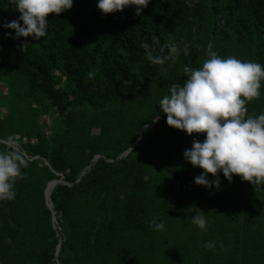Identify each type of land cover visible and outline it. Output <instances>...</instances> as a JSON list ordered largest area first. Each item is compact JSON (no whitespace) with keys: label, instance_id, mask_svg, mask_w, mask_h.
<instances>
[{"label":"trees","instance_id":"trees-1","mask_svg":"<svg viewBox=\"0 0 264 264\" xmlns=\"http://www.w3.org/2000/svg\"><path fill=\"white\" fill-rule=\"evenodd\" d=\"M97 2L50 14L37 41L0 27V139L15 137L31 158L15 198L0 201V264H264V188L219 173V190L195 185L202 170L183 153L205 134L170 128L159 107L209 42L264 65V0H151L140 16L132 6L102 15ZM18 17L0 0V25ZM153 36L189 55L151 64L143 44ZM260 93L250 114L264 113V81ZM59 179L49 209L44 190ZM193 205L207 231L192 224Z\"/></svg>","mask_w":264,"mask_h":264},{"label":"clouds","instance_id":"clouds-1","mask_svg":"<svg viewBox=\"0 0 264 264\" xmlns=\"http://www.w3.org/2000/svg\"><path fill=\"white\" fill-rule=\"evenodd\" d=\"M18 19L3 23L9 29L5 38L14 40L31 38L37 41L48 34L50 14L59 15L72 8L73 0H11ZM151 0H98L96 7L102 15L120 12L130 6L140 16ZM12 33L15 35L13 36ZM30 44L25 39L19 46L24 52ZM147 60L153 65L176 62L183 52L189 55L187 44L181 49L177 44L161 45L159 38L152 37V44H143ZM158 50V51H157ZM167 50V54L166 53ZM207 59L197 69L185 67L188 73L183 85L173 83L169 93L159 101L161 112L166 116L170 128L188 136L205 134L203 141L194 138L191 148L183 157L194 168L201 169L194 177V184L206 189L219 190L222 174L229 183L234 176L247 181L255 189L264 188V113L250 114L248 102L258 99L264 81V65L253 61H242L234 56L221 57L209 42ZM159 119L155 116L151 123ZM150 124L145 125L148 131ZM0 201L15 198L14 185L24 178L22 169L30 163V157L21 148L17 139L9 136L0 139ZM209 176L212 177L209 180ZM187 211L194 213L191 222L199 230L207 231V216L194 205ZM153 231L165 230L163 220L153 217ZM214 249L215 241L204 244Z\"/></svg>","mask_w":264,"mask_h":264},{"label":"water","instance_id":"water-1","mask_svg":"<svg viewBox=\"0 0 264 264\" xmlns=\"http://www.w3.org/2000/svg\"><path fill=\"white\" fill-rule=\"evenodd\" d=\"M130 149H128L125 153H123L121 156L126 155L129 152ZM98 157V155L94 156L93 160H95ZM37 158V157H36ZM46 164V162H45ZM88 168V167H87ZM61 180H52L50 182L47 183L46 188L44 190V197H45V203L46 206L51 209L52 208V204L50 202V198H49V194H50V190L54 187L55 184L59 183ZM54 212H52V216H53ZM52 222L56 223L55 218L52 217ZM59 245H57V249H56V253L58 251Z\"/></svg>","mask_w":264,"mask_h":264},{"label":"built area","instance_id":"built-area-1","mask_svg":"<svg viewBox=\"0 0 264 264\" xmlns=\"http://www.w3.org/2000/svg\"><path fill=\"white\" fill-rule=\"evenodd\" d=\"M42 119L47 123V125L50 124V120H49V118H47V117H43ZM47 134H48V133H47Z\"/></svg>","mask_w":264,"mask_h":264}]
</instances>
